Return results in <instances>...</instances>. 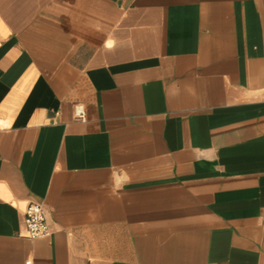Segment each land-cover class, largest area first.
<instances>
[{
    "label": "crops",
    "instance_id": "0c3cea01",
    "mask_svg": "<svg viewBox=\"0 0 264 264\" xmlns=\"http://www.w3.org/2000/svg\"><path fill=\"white\" fill-rule=\"evenodd\" d=\"M0 264H264V0H0Z\"/></svg>",
    "mask_w": 264,
    "mask_h": 264
},
{
    "label": "built area",
    "instance_id": "2783aa9c",
    "mask_svg": "<svg viewBox=\"0 0 264 264\" xmlns=\"http://www.w3.org/2000/svg\"><path fill=\"white\" fill-rule=\"evenodd\" d=\"M75 111L79 119L84 118L81 106H76ZM23 223L26 235L30 240H36L49 234L47 213L40 203H32L27 207Z\"/></svg>",
    "mask_w": 264,
    "mask_h": 264
}]
</instances>
